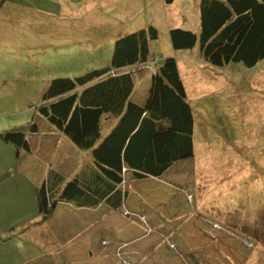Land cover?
I'll use <instances>...</instances> for the list:
<instances>
[{
	"label": "rangeland",
	"instance_id": "374dc122",
	"mask_svg": "<svg viewBox=\"0 0 264 264\" xmlns=\"http://www.w3.org/2000/svg\"><path fill=\"white\" fill-rule=\"evenodd\" d=\"M7 4L28 14L16 10L18 16H10L14 11L6 12ZM150 26L157 39L150 43L149 60L175 58L186 86L195 122L193 157L163 178L127 185L125 211H118L121 217L110 222L106 234L95 226L77 237L75 246L84 248L79 257L90 250L92 264H264V63L219 69L202 60L198 45L175 51L169 31L199 32V0L170 5L163 0H5L0 4V132L25 129L34 119L43 138L50 125L40 123L34 108L44 85L108 66L117 39ZM150 76L135 79L132 100L139 105L148 98ZM54 135V143L60 137L59 151L75 150L90 161V151L77 149L58 131ZM81 163L72 156L73 169ZM63 210H56V222ZM108 245L114 249L104 248Z\"/></svg>",
	"mask_w": 264,
	"mask_h": 264
},
{
	"label": "trees",
	"instance_id": "16d2710c",
	"mask_svg": "<svg viewBox=\"0 0 264 264\" xmlns=\"http://www.w3.org/2000/svg\"><path fill=\"white\" fill-rule=\"evenodd\" d=\"M163 2L170 5L174 0ZM169 38L175 51L198 45L210 67L240 63L253 68L264 63V0H199V32L173 28ZM156 39L152 26L127 34L115 41L108 66L44 85L34 108L37 119L77 149L90 151L97 171L65 182L54 201L45 185L37 188L41 220L47 221L59 202L121 211L129 183L163 178L193 157L194 116L177 60H149L150 43ZM147 72L148 98L139 105L132 100L135 79L143 80ZM37 129L32 119L25 129L1 132L0 139L29 152L27 135Z\"/></svg>",
	"mask_w": 264,
	"mask_h": 264
},
{
	"label": "crops",
	"instance_id": "0c3cea01",
	"mask_svg": "<svg viewBox=\"0 0 264 264\" xmlns=\"http://www.w3.org/2000/svg\"><path fill=\"white\" fill-rule=\"evenodd\" d=\"M17 5L7 4L4 6L5 11L10 14L13 10L14 14L10 16H18L16 10L28 14V10L17 8ZM59 7L58 12L61 11ZM36 8L38 12H46L44 9ZM40 123L45 124L43 120ZM47 130L48 133L43 138L39 126L36 133L27 135L29 152L17 149L0 139V145L2 143L0 149L3 148L5 151H0V264H92L95 260L91 257L90 250L79 257L84 248L75 246L79 242L77 237L95 226L100 227L98 233L106 234L105 231H109L111 226L110 222L115 223L117 218L121 217L118 213L120 210L110 209L104 205L95 209L59 202L53 215L47 221L41 220L35 192L37 188L45 185L51 201H54L65 182L78 174L85 176L86 173H92L93 176L97 171L92 158L86 162L75 150L67 151L60 148L59 151L60 137L57 138V143H54L52 137L55 136L56 130L51 126ZM46 137L49 139H44ZM72 156L79 157L82 162L74 169L71 165ZM136 183H129L131 185L129 188ZM28 195H33V198L27 197ZM129 195H126L127 202ZM58 208L64 210L60 221L56 222L55 213ZM127 224L129 231L133 233L132 238H137L136 231L130 227V223ZM117 225L118 223L115 227ZM104 240L102 238L101 242ZM110 247L112 246L108 245L104 248L108 251L114 249Z\"/></svg>",
	"mask_w": 264,
	"mask_h": 264
},
{
	"label": "built area",
	"instance_id": "2783aa9c",
	"mask_svg": "<svg viewBox=\"0 0 264 264\" xmlns=\"http://www.w3.org/2000/svg\"><path fill=\"white\" fill-rule=\"evenodd\" d=\"M1 1V0H0Z\"/></svg>",
	"mask_w": 264,
	"mask_h": 264
}]
</instances>
